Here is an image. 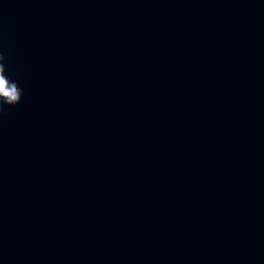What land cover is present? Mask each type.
I'll return each mask as SVG.
<instances>
[{
	"label": "water",
	"instance_id": "water-1",
	"mask_svg": "<svg viewBox=\"0 0 264 264\" xmlns=\"http://www.w3.org/2000/svg\"><path fill=\"white\" fill-rule=\"evenodd\" d=\"M0 264H264V0H0Z\"/></svg>",
	"mask_w": 264,
	"mask_h": 264
},
{
	"label": "clouds",
	"instance_id": "clouds-1",
	"mask_svg": "<svg viewBox=\"0 0 264 264\" xmlns=\"http://www.w3.org/2000/svg\"><path fill=\"white\" fill-rule=\"evenodd\" d=\"M23 90L18 83L6 75L5 57L0 52V114L5 111V106L15 107L21 102Z\"/></svg>",
	"mask_w": 264,
	"mask_h": 264
}]
</instances>
